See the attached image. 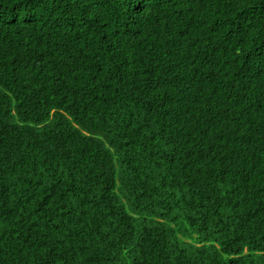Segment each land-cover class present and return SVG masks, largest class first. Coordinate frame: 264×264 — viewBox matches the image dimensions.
<instances>
[{
  "label": "trees",
  "instance_id": "trees-1",
  "mask_svg": "<svg viewBox=\"0 0 264 264\" xmlns=\"http://www.w3.org/2000/svg\"><path fill=\"white\" fill-rule=\"evenodd\" d=\"M0 264H264V0H0Z\"/></svg>",
  "mask_w": 264,
  "mask_h": 264
}]
</instances>
